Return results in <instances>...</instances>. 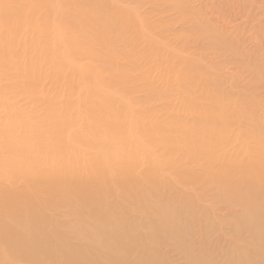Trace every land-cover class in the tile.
Listing matches in <instances>:
<instances>
[{
  "label": "rangeland",
  "instance_id": "374dc122",
  "mask_svg": "<svg viewBox=\"0 0 264 264\" xmlns=\"http://www.w3.org/2000/svg\"><path fill=\"white\" fill-rule=\"evenodd\" d=\"M5 1L7 2L2 0L0 3L3 4L4 2V4L6 3L5 6L9 4L12 6V4L8 2L10 0ZM27 1L33 2L32 0ZM83 1L85 0H59L60 5L57 6L56 9L62 11L59 16H54V18H56L55 20L57 22L60 21V23H63L68 28L67 31L69 30V33L66 31L67 34H65L64 43L67 42L73 46L74 41V43H84V45L95 47V49H104L103 35L110 33L109 35L113 39L112 44L114 45V50L119 52H115L111 54V56L116 58V55H121V58H117L119 67L126 70L129 69L128 73L135 78L134 80L132 79L134 81L132 86L135 88H137L139 84L143 85V82L141 83L138 80L139 78H144L142 77L144 76L142 73L143 66L145 70L149 68L148 70L152 75L148 73L151 84L153 83L157 88L159 87L160 75L151 68L153 65L151 61H153L152 59L154 57H156L157 60L156 66L158 64V66L162 65L163 67V64L167 63L163 68L168 66H173L174 68L177 65L176 68L171 69L174 70V73L171 71V81H173V83L175 81L181 84L187 83L188 77L184 78L186 77L184 76V71L191 72L190 65H192L193 74H189L192 79L189 78L190 80H188V84L185 86L189 89L183 90L175 87V85L173 86L174 91L173 89L171 91V96L166 97L167 99L170 98V103H167L168 107L174 111L169 119H179L182 122L184 116L185 118L188 117L183 119L184 125H186L185 123L191 124L190 120L194 118V116H189L192 112H194V114L192 113L193 115L199 114L200 116H205L207 114L209 116L215 115L217 108L211 110V107L214 108L216 102L214 100L215 103L212 104V98H219L221 100V105L224 107L222 112L220 110V113L224 115L223 117L228 122L225 127L222 125L223 134L225 128L231 127L232 134L233 136L234 134L237 136L238 144H240L242 151L240 152L239 158H234L233 154L229 152L216 155L217 153L213 151L211 153L209 151L210 155H214L215 157L212 161H215V164L221 166V169L216 170L218 175L216 176V174L212 172L213 169L208 170L206 163L210 162L206 161L203 155L207 154L206 151L189 154L185 152L182 156L181 152H179L176 158L174 153L173 156H171L169 151L164 150L162 142L157 149V151H163L157 155V164L160 163L162 165L160 167L162 174H159L161 178L156 181L155 184L144 186L141 196L139 192L140 184L136 182H127L124 187L118 188L117 186L110 191L111 193L109 192V196L112 195V198L111 200L109 199L107 205L120 206L117 210L112 208L113 215H111L112 209H109V207L106 208V205L102 203L103 200L101 199L107 197V194L104 193H100L105 195H101V198L98 196V192L97 194L91 195L88 200L89 202L86 201L89 203L86 207L84 204H79L78 206L80 207L77 208L75 203L78 199L75 200L74 203L66 202V200L62 202L60 200V193L57 192L62 191L63 194L68 195V191L65 192V190L62 189H52L48 186L49 184H45L46 186L44 188L38 189L37 178L41 167L38 165L41 164L43 166L42 163L45 162L46 155L50 153L47 135L51 136L52 133H56L53 131L58 132V128L61 127H53L51 121L49 124L46 123L45 116L48 115V113L46 114L47 109L44 103L32 101L22 102L24 107L21 108L20 105L17 106L16 109H22L25 113L24 128L27 126L26 134L28 132L29 136L28 138L27 136L26 138L24 137V146L22 149H19L18 158L24 155H36L38 151L36 159L41 161L36 162L33 166L30 163H22V157L12 161L13 168L16 170L15 180L16 182L18 181V183H16L18 187L16 188L17 190L13 198H10V201H5L0 198V264H62L60 257L69 251H84L91 257V264L95 263L96 255L98 256L96 264H100L102 258L108 256L112 252L114 253L113 258L122 259L123 262L125 261L124 264H264V156L262 155L264 152V0H89L91 2H85L87 3V7L85 6L86 8L84 7ZM182 1H184V3H189L188 13L190 11V15H188V13L185 14L184 16L187 15L186 17H188L186 19L180 18L181 16L183 17V15L181 11L177 9L178 6H175L177 4H184ZM43 2L46 3H44V5L47 7V0L42 1V4ZM114 6L120 9L117 10L115 8V18H113V25H111L109 18L112 11L110 13L108 10L110 7ZM128 8H130V10ZM148 8L149 10H146ZM3 9H5L4 5L0 4V17L2 18L3 16L1 15H6L8 19L12 18L11 15L2 14ZM132 9H134L133 11L135 12L131 11ZM127 10L128 12L126 13ZM75 12H77L76 15ZM52 15L53 14L49 16L53 17ZM81 16L85 18L82 22L80 21L82 20ZM86 16L90 19L87 20ZM121 16L127 23L121 21L122 23L120 24V22H118ZM152 16L153 18H151ZM75 17L78 18V21L76 20L77 18L74 19ZM94 17H98V19L101 18L102 24L105 26L107 25L105 28L107 30L104 29L106 32L104 31L102 35H100V33L98 34L96 29L93 30ZM137 17L140 22L141 19H143V24L138 23L140 27H137V24L135 25V22H139L135 19ZM164 17L166 18L165 20ZM73 19L77 22H73ZM120 19L123 20L122 18ZM90 22H92V25ZM80 23L82 26H80ZM71 24L73 27L70 26ZM99 24H101L100 21ZM108 24H110L109 28ZM152 24L156 25H154V28L153 26L151 27L153 30L149 27ZM76 25L79 26L76 27ZM122 25L125 26L122 27ZM157 26L159 27L157 28ZM125 27H127L128 30H125ZM79 28L81 31L84 29V32L93 30L92 36L94 37L92 42H94V39L95 42H91V44L85 41L83 39V33H78L80 31ZM139 28L143 31L147 30L148 34L145 32L139 33ZM162 33L164 36L161 35ZM165 33H168V36ZM133 34L134 39H132ZM136 34L139 35V37ZM3 36L4 35L0 36V45L3 43ZM114 36H117L118 40ZM162 36L166 39L170 36L171 38L168 39L170 41L165 40V38L162 39ZM121 37L125 39V44L119 43ZM141 38L143 44H140L142 47L139 49V46L135 45V41L137 40L136 44H138ZM131 39L134 40V42H131ZM151 39L158 42L161 46L156 51L155 55H151L149 52L153 50L150 47V43L153 41ZM57 40V38L54 39L53 43L58 47H56V51L51 52L54 56L50 54V59H46L47 61L45 64L47 65L49 62H54L55 59L59 61V57L63 59L62 55L64 53V48L59 46L60 42ZM159 41H163L164 44L162 45ZM116 42L123 46L117 45L118 47H116ZM129 42L131 43L130 46L127 45L124 47V45ZM72 46L69 47V45H67V53L73 52ZM127 48H129L130 54L134 56V58L132 57V59H134L132 60L133 63H128L131 61V56H129V52L126 50ZM120 49L124 50L126 53L124 52L125 54H122ZM148 49L149 51H146ZM60 50L63 51L60 52L61 54L59 56V54L57 55V51ZM173 51H175V53H172V55L169 54ZM146 52L148 53L146 54ZM127 54L128 56H125ZM64 56L66 57V54ZM124 56L126 58H124ZM28 59H30V57H28ZM62 59L61 61H63ZM76 59L79 60V56ZM144 59H148L145 64H143ZM120 60H122V62ZM125 60L126 62H124ZM61 61H59V63ZM55 62L54 66H57L58 64ZM134 62H137L138 65ZM141 63L143 65H141ZM45 64L43 63L44 66ZM121 64L127 68L123 67ZM146 64H149V66ZM47 65L40 69L39 63L35 71H39L42 74L43 70L45 72L49 70L47 69ZM178 66L182 68H178ZM135 70L137 72H135ZM175 73L177 76H175ZM207 78H211L212 80H208ZM193 79L195 84L192 82ZM198 80L199 82H197ZM204 80L207 82H204ZM189 81H191L190 84L193 83V86L189 84ZM84 83L88 84L89 82L85 80ZM200 84L202 85L201 88ZM130 87L131 85L128 86V88ZM161 87L163 88V86ZM157 88L156 90L160 87ZM162 88H160L161 90L159 89L161 92L159 91L158 93H163L160 94V96L157 93L158 96H169L170 94L168 95L166 90ZM190 88H193V90H190ZM186 90L194 91L193 93L191 92V97V93H185ZM103 91H105V94L98 93V95L96 93L98 99L96 103L99 105L101 102L100 99L107 95L109 89L106 87ZM136 92L138 91H134L133 88L126 93H122L135 106L139 104V109H144L146 113H150L149 115L157 116L159 121H163L165 119V106L162 108L163 106L159 104L160 102H157L156 99L159 97L155 98L156 102L153 101V97H156L157 94L155 96L148 92L144 94ZM57 93L58 92H54L53 96H57ZM3 94L4 92H2L1 96ZM114 94L117 95L116 92L113 93L111 91L108 93V97L114 99L116 97ZM145 94H147L148 97L152 95V98L150 97L152 100ZM198 96L201 100L197 98ZM181 97L195 102L196 104H193L194 108L192 109L190 107V109H185V104L187 103L181 101ZM2 98L3 101L7 100L6 97ZM122 98L120 97L119 99L123 100ZM35 99H37V97ZM158 104L161 107L158 106ZM182 104L184 105L182 106ZM211 104L212 106H209ZM55 105L56 108L50 112L48 117L56 119L59 116L61 117L63 113L64 115L68 114L69 108L67 106L64 107L62 102H57ZM99 105H97L96 110L101 108ZM112 105L113 104H111V108L115 112L112 109L110 111L114 113H116V110H118L119 113L123 112L121 104L120 106L118 103ZM150 105H152V107ZM109 108L110 106L104 109L106 111L105 115H102V118L104 117V121H107V124L104 123V121L103 123L105 125L99 124L101 131L108 132L111 129L113 132L114 129L119 127L116 126L112 120H108V116H110ZM213 110H215V113ZM39 111L42 113H39ZM159 112L163 113L160 114ZM176 112L178 114H176ZM225 112L227 113L225 114ZM134 117H138V114ZM160 117H162V119ZM227 117H229V119H227ZM81 119L82 122L80 121ZM86 121L89 120L82 117V115H74L73 124H71V127H74L76 130L72 136L73 145L69 144L70 139H68L69 142H62L60 148L56 150L62 154L56 155V161H65L68 159L71 155L68 157L66 151L69 149L72 150L70 153L73 156L77 155L73 159H79V153L84 149L90 150L89 147L91 145H93V149L95 150L93 151L94 155L97 156V147L100 144V140L96 138H100V131L93 132L94 130L89 131L88 128L86 129L84 124ZM193 122L194 121H192V124ZM40 125L44 126L41 127ZM197 128L199 127L197 126ZM84 130L87 131V135ZM13 134L16 133L14 132ZM92 134V142H82V138L88 139ZM104 134L107 135L105 132ZM21 136L22 134L20 135V139ZM172 136H174V132ZM219 137L220 134H217V139H213L214 143H212L213 141H211L209 137L207 138L210 141L202 137L199 143L202 145L205 144V148L202 146L201 148L198 147V149L206 150L208 144L211 143L215 151L216 146L219 145L221 140ZM104 138L102 137L103 140ZM7 139L10 140L11 136L7 135L6 140ZM259 139L262 141L261 146L257 143ZM109 141L112 142L111 139ZM179 141L183 142V140ZM203 141H206V143L203 144ZM28 142L30 146L33 147V150L29 149L28 146L25 148V143L28 144ZM224 142L225 147L228 149L231 147L230 144H233L229 138L225 139ZM62 146H64L65 149ZM113 148H115L114 145L110 147V149H107V151L110 153ZM200 155L204 157H200ZM8 157H10V154ZM4 159L5 158H3V160ZM95 159V162H97V158ZM110 159L112 158L108 157L106 160L101 161L105 164L110 161ZM168 161L171 162H169L171 165H169L170 167H165L164 164L166 163L167 165ZM95 162L94 167L100 163ZM203 162L204 165H202ZM181 164H183V166H181ZM199 166L202 170H197ZM205 166L206 168H204ZM184 167L187 169L188 167L191 168V171H194L196 168V172H204H201L202 174L198 173L197 177L195 176L196 178L194 177V179L185 180L181 179ZM1 170L2 167H0V177L2 176ZM2 179H5V177ZM6 183L10 182L7 181L5 184ZM26 188H28L27 191L29 194L24 193ZM157 192H159V195H157ZM46 193L47 195L45 198L47 205L43 210V214L41 212V215L38 216L37 203L31 205V202L34 198H37V196L41 199ZM90 203H92V205ZM74 206L77 209H75ZM80 211L84 213L91 211V215L97 217L89 224L87 213L85 217L81 215L82 219L79 220L77 213ZM11 218L13 222L10 221ZM2 219H4V222ZM87 225H90V229H85ZM121 239L125 242L124 245H122ZM30 250H32L31 258L20 261L19 251L29 253ZM49 250H52L51 255H46V251L48 252ZM17 252L18 257L16 255ZM76 264H80V262ZM85 264H90L87 256ZM113 264L118 263L113 262Z\"/></svg>",
  "mask_w": 264,
  "mask_h": 264
},
{
  "label": "bare ground",
  "instance_id": "6f19581e",
  "mask_svg": "<svg viewBox=\"0 0 264 264\" xmlns=\"http://www.w3.org/2000/svg\"><path fill=\"white\" fill-rule=\"evenodd\" d=\"M32 1L33 2H28L27 0H13V1L10 0V1H8L12 4V6L10 4L5 6L6 3L4 4V2H7L5 0H4L3 4L0 3L1 5H4V7H5V9H3L2 14L5 13V14H8L9 16L11 15V17H12L9 19L6 15L5 16L1 15L3 17L2 18L0 17L1 18L0 19V36L4 35L2 37V38H4L3 43L0 45V167H2V170H1L2 176L0 177V198L1 199L5 200V201H10V198L11 199L13 198V195L17 190L16 188L18 187L16 184V183H18V181L16 182V180H15L16 170H15V168H13L12 161H14V160H16V158H18V156H19L18 152H20L19 149L23 148L24 137L26 138V136H27V138H28V136H29L28 132L26 134L27 126L24 128V120H25L24 114L25 113L22 109H19V108L16 109V107L20 106V105H21V108L24 107L22 102L32 101V102H37V103H40V102L44 103V105L47 109L46 114L48 113V115L45 116L46 117V123L49 124L51 121V123H53V127L54 126L56 128H58V126L61 127V128H58L59 129L58 132L53 131L56 133H52L51 136L47 135V140L49 143L48 148L50 150V153L46 155L45 162L42 163L43 166L41 164L38 165V166H41L40 170H39V175L37 178L38 189L44 188L46 186L45 184H49L48 186L52 189H56V190L62 189V190H65V192L68 191V195L63 194L62 191L57 192V193H60V196H59L60 200L62 202L66 200V202L68 201L69 203H74L75 200L78 199V201L75 203L77 205V208L80 207V206H78L79 204L80 205L84 204V206L86 207V205L89 204L87 202H89L88 200L90 199L91 195L97 194V192H98V194H99L98 196L100 198H101V195L107 194V197H104L101 199V200H103L102 203L106 205L105 206L106 208L109 207V209L114 208L117 210V208H119L120 206H115V205H112V206L109 205L108 206L107 205L109 199L111 200V198H112V195H110L111 197L109 196V194L111 193L110 191L112 189L116 188L117 186H118V188L124 187L127 182L128 183L129 182H136V183L140 184V191L139 192H140V196H141L144 186H147L149 184H155L156 181L160 180V178H161V177H159V174H162V170L160 169V167L162 165L160 163L157 164V159H158L157 155L163 151L162 150L157 151V149L159 148L158 146L162 142H163L164 150L169 151L171 156H173V153H174V156L176 158L178 157L177 154L179 152H181V156H182V154L185 152H187L189 154V153H195V152L200 153V152L206 151L207 154H203V155L205 156L206 161L210 162V163L207 162L206 165L208 167V170L213 169L212 172L215 173L216 176H218L216 170L221 169V166L219 164H215L216 163L215 161H212L215 159V157H214V155L211 156L210 152L212 153V151H213V152L217 153L216 155H220L221 153L229 152V153L233 154L234 158L240 157V152L242 151V149L240 148V144H238L237 136H235V134H234L235 137L233 136L232 131H231V127L225 128L224 134H223L222 125L225 127V125H227L228 122L223 117L224 115H221V113H220V110L222 112V109L224 107H223V105H221V100L219 98H215V97L212 98V101H213L212 104H214L216 102L215 106L213 105L214 108L211 107V110L217 108L215 115L212 113L213 114L212 116H209L208 114L205 116H200L199 114L193 115L194 112H192L193 114L191 113V115H189V116L190 117L194 116V118H192V120H190V117H189L191 124L185 123L186 125H184V122H183V119L185 118V116L182 119V122L179 119H175V120L169 119L174 111L168 107L167 103H170V101H169L170 98L167 99L166 97L171 96V91L173 89V86H175V85H176L175 87L183 89V90L188 88V87L186 88L185 86H187L188 80L192 79V78H190V75L193 72V66L192 65H190L191 72H189V71L185 72L184 71V76H186L184 78L188 77L187 83L181 84V83L176 82V81L173 83V81H171V77H172L171 71L174 73V70H171L173 68V66L172 67L168 66V67L163 68L165 65H167V63H166V64H163V67H162V65L158 66V64H157V66H158L157 67L156 66L157 60H156V57H154L152 59L154 62L151 61V63L153 64L151 66V68H153L158 73V75H160L161 79L159 78V82H160V85L163 86V88L160 85H159V87L162 88L163 90L165 89L166 93H168V95L169 94L170 95L169 96L164 95L165 98L162 95H161V97H159L160 94H162L163 92L158 93L161 89L158 87L160 89L159 90L153 83L151 84L150 77L148 76L150 74V72L148 70L149 68L147 67L148 69L145 70L144 66H143L144 72L142 71V73L144 75L142 77H144V78L138 79L141 83L143 82V85L139 84L138 87L135 88L132 86V83L134 82L133 80L135 78H133V76L130 73H128L129 69L126 70V69H123L122 67L121 68L119 67L118 59L121 58V55L120 54L116 55L117 56L116 58H113L111 56V54H114L115 52H117V50H114V47H113L114 45L112 44L113 39L109 35L110 33L109 34L106 33V35H103V39H104L103 44L105 45L104 49L103 48L102 49H98V48L95 49V47L93 48V47H90L88 45H84V43L83 44H81V43L77 44V43H74V41H73V44H74L73 46L71 44H68L67 42L64 43L65 34H67L66 31L68 28L63 23H60V21L57 22L55 20L56 18H54V16H59L60 12L62 11V10L60 11V9L59 10L56 9L57 6L60 5L59 0L58 1L47 0V2H48L47 7L44 5L45 2H43V4H42V1H44V0H39V2H38V0H32ZM86 1L88 3L91 2L89 0L83 1L84 7L85 6L87 7V5H86L87 3H85ZM113 1H115V0H113ZM0 2H2V0ZM182 2L184 3V1H182ZM101 3H103V2H101ZM115 4H116V2H115ZM117 4H119V3H117ZM79 5H81V4H79ZM162 5H164V4H162ZM115 6L110 7V9L108 10V12H110V13L112 11V14L109 18L111 25H113V18H115L114 17V11L116 9L117 10L120 9V8H116ZM151 6H155V5H151ZM175 6L176 7L178 6L177 9L179 11H181V14L183 15V17L182 16L180 17L181 19L182 18L183 19L188 18V17H186L187 15L184 16L185 14L188 13V10H189L188 9V6H189L188 2H185L182 5L177 4ZM157 7H159V6H157ZM160 8H162V7H160ZM166 8H168V7H166ZM79 9H81V8H79ZM126 9H127V7H126ZM128 9L130 10V8H128ZM133 10L134 9H132L131 11H133ZM146 10H149V8ZM74 11H76V10H74ZM157 11H159V10H157ZM169 11H170V9H169ZM127 12H128V10L126 11V13ZM133 12H135V11H133ZM76 13L77 12H75V15H76ZM120 13H121V11H120ZM154 13H156V12H154ZM189 13H190V11H189ZM189 13H188V15H190ZM51 14H53L52 15L53 17H50ZM42 15H43V17H42ZM116 15H117V13H116ZM168 15H172V14H168ZM128 16H130V15H128ZM146 16H147V14H146ZM159 17H161V16H159ZM76 18L77 17H75L74 19H76ZM120 18L123 19V17L122 16L119 17L120 21H118V22H120V24L122 23L121 21H124V23L126 22L124 19L121 20ZM151 18H153V16ZM74 19H73V22L75 21ZM81 19L82 20H80V21L82 22L85 18H82V16H81ZM89 19L90 18L87 17V20H89ZM97 19H98V17L95 18V21L93 23V28H94L93 30L96 29V32L98 34L100 33V35H102V33L105 30H107V29H105L107 25L105 26L102 24L103 22H102V20H100L101 18H99L98 20ZM116 19H117V16H116ZM135 19H137V21H139L137 23L135 22V25L137 24L136 26L140 27L138 25V23L143 24L142 23L143 19H141V22H140L138 17ZM165 19L166 18L164 17V20ZM76 20L78 21V18ZM162 20H163V18H162ZM77 21H75V22H77ZM99 21L101 24H99ZM90 23L92 25V22H90ZM72 24L70 25L71 27H73ZM156 24H158V23H156ZM154 25L155 24H152L149 27L151 28L153 26V28H154ZM77 26H79V25H76V27ZM80 26H82L81 23H80ZM123 26H125V25H122V27ZM7 27H9V28H7ZM83 27H84V25H83ZM83 27H81V28H83ZM109 27H110V24H108V28ZM111 27H113V26H111ZM116 27H117V25H116ZM158 27L159 26H157V28ZM88 28H89V24H88ZM141 28H139V33L145 32L148 34L147 30H146L147 31L146 32V31L141 30ZM126 29L128 30L127 27H125V30ZM93 30H91V31L88 30V31L84 32V29H82V31L80 29L81 32L79 30H77V31H79L78 32L79 34L83 33V39L85 41L91 43L93 41V37H94V36H92ZM151 30H153V29L151 28ZM77 31H76V33H77ZM67 32L69 33V30ZM108 32H109V29H108ZM127 32H129V31H127ZM152 32H154V31H152ZM161 35L164 36L163 33ZM137 36L139 37V35H137ZM163 36H162V39L165 38ZM114 37L117 38V36H114ZM156 37H158V36H156ZM56 38L60 42L59 43L60 45L59 44L58 45L61 48L62 47L64 48L63 49L64 53L62 55L63 59L61 58L63 61H61V59L59 57V61H61L60 63H59V61H56V59H55L56 62L54 61L56 64H58L57 66H54L55 65L54 62H49L48 63L49 66H48L47 64H45L47 61L46 59L49 58L50 54H52L54 56V54L51 52L56 51V49H57L56 47H58V46H55L53 43L54 39H56ZM170 38L171 37L169 36L168 39H170ZM174 38H175V36H174ZM176 38H179V37H176ZM127 39H128V37H127ZM132 39H134V34H133ZM132 39H131V42L132 41L134 42V40H132ZM168 39L165 38V40H168ZM117 40H118V38H117ZM151 40H153V39H151ZM136 41H135V45L139 46V49H140L142 47V46H140V44H143V40L141 38V41L138 44H136ZM168 41H170V40H168ZM173 41H171V42H173ZM94 42H95V39H94ZM94 42H92V43H94ZM159 42H161L162 45L164 44L163 41H159ZM119 43L125 44V39L123 37H121L119 40ZM119 43L116 42V47H118L117 45H119ZM149 43H150V41H149ZM130 44L131 43L129 42L128 44L124 45V47L127 45L130 46ZM67 45H69V47L72 46L73 52L67 53V51H68ZM119 46H123V45H119ZM150 47L153 50L149 51V49H148L146 51H149L151 55H153V54L155 55L156 51L161 46L158 44V42L153 40L150 43ZM128 49L129 48L126 49L129 52V53L128 52L127 53L129 54V56H131V61L129 59L130 62H128V63H131L132 60H134V59H132V57L134 58V56H132L133 54H130V51ZM171 50H172V48H171ZM62 51L61 50L57 51V55L59 54V56H60V54H61L60 52H62ZM124 52H125L124 50H121L122 54ZM117 53H119V52H117ZM147 53L148 52H146V54ZM172 53H175V51H173L169 54L172 55ZM65 54H66V57L64 56ZM128 54L125 56H128ZM78 56L80 58L79 60L76 59ZM125 56H124V58H126ZM28 57H30V59H28ZM50 57H51V55H50ZM137 57H138V55H137ZM139 57H141V56H139ZM191 58H193V57H191ZM188 59H190V58H188ZM126 60L124 62H126ZM146 60H148V59H146ZM146 60L144 59L143 64H145ZM120 61L122 62V60H120ZM137 62H134V63L136 64ZM159 62H161V61H159ZM170 62H173V61H170ZM185 62H186V60H185ZM185 62H183V63H185ZM39 63H40V69H42V67L44 68L47 65V67H48L47 69H49V70L46 72L43 70L42 74L39 71L36 72L35 69L38 67L37 65H39ZM43 63L45 64V66L43 65ZM143 64L141 63V65H143ZM176 64H177V62H176ZM121 65L123 67L127 68L123 64H121ZM126 65H128V64H126ZM137 65H138V63H137ZM139 65H140V63H139ZM146 65L149 66V64H146ZM176 66L174 68H176ZM178 68H182V67L178 66ZM135 72H137V71L135 70ZM140 74H141V72H140ZM175 76H177L176 73H175ZM197 77L200 78L199 76H197ZM210 77H212V76H210ZM85 80H88L89 83L88 84L84 83ZM208 80H212V79L210 78ZM136 81H137V79H136ZM178 81H181V80H178ZM190 82L191 81H189V84H190ZM192 82L193 83L195 82L194 79ZM197 82H199V80ZM204 82H207V81L204 80ZM137 83H138V81H137ZM192 84H190V85H192ZM216 84H217V82H216ZM130 85H131V87L128 88V86H130ZM134 86H135V84H134ZM201 86L202 85L200 84V88H201ZM106 87L109 89V91H107V95L103 96L100 99L101 102L99 105L96 103L98 100L96 93L97 94L98 93L99 94L104 93L105 91H103V90ZM189 87H191V86H189ZM133 88H134V91L135 90L138 91L136 93H141V94L143 93L144 94V93L148 92V93L154 94L155 96L157 93L159 94V96L157 94L156 97H153V99H154L153 101L156 102V100H157V102H160L159 104H161L163 106L162 108H164V106H165V108H164V112H165L164 118L165 119L163 121H159V118H157V116L149 115L150 113L149 114H148V112L146 113V111L144 109H139L140 108V107L138 108L139 104L137 106H135L122 93V92L126 93ZM156 88L158 90H156ZM190 90H193V88L192 89L190 88ZM111 91L113 93L116 92V94H117V95L114 94V96H116L114 99H111L110 97H108V93ZM173 91H174V89H173ZM2 92H4V94L1 96ZM54 92H58L57 96H53ZM188 92L191 93L192 91H188V90L185 91V93H188ZM192 93L190 94V97H191ZM172 94H174V93H172ZM132 95H135V94H132ZM145 95H147V94H145ZM151 96L148 97V95H147L148 98H150ZM2 97H6L7 100L3 101ZM36 97H37V99H35ZM120 97L121 98L123 97L122 98L123 100L119 99ZM155 98H158V99L155 100ZM197 98H199L201 100V98L199 96ZM180 100L183 101L184 103H187V104H185V106H186L185 109L186 108L190 109V107L192 109L194 108L193 104L195 102H192V100H190V99L186 100L185 98L183 99L182 97L180 98ZM214 100H215V102H214ZM57 102L58 103L62 102L64 104V107L67 106L69 108L68 114L64 115V113H63L61 117L59 116L56 119H51L48 116L50 115V112H52L56 108L55 104ZM197 102H198V100H197ZM86 103H87V105H86ZM115 103H118L119 106L121 104V106L123 108L122 113H119L118 110H116V113H114L115 111L111 108V104L115 105ZM231 103H233V102H231ZM83 104H85V105H83ZM159 104H158V106H160ZM212 104L209 106H212ZM97 105H99L101 107V108H99V110H96ZM178 105H180V104H178ZM183 105L184 104H182V106ZM108 106H110V108H109L110 116H108V120L109 121L112 120V122L115 123L116 126H119L118 128L114 129L113 132L111 129L108 132L103 131V130L101 131L100 127H99L100 123L103 125L104 123L107 122V121L106 122L104 121V117L102 118V115H105L106 110H104V109L107 108ZM150 106L152 107V105H150ZM154 106H155V104H154ZM166 106L168 109L166 108ZM12 109H14V110H12ZM18 109H19V112H18ZM111 109L114 112L110 111ZM198 109H199V107H198ZM138 110H140V111H138ZM153 110H154V108H153ZM213 111L215 113V110H213ZM40 112L41 111H39V113ZM43 113H44V111H43ZM159 113L162 114L163 112H159ZM226 113L227 112H225V114ZM77 114H79V116L82 115V117L89 120V121H86L84 123L86 129L88 128L89 131L94 130L93 132L100 131L99 132L100 138H96V139L100 140V142H99L100 144L97 147L99 150V151L97 150L98 154H97V156L94 155L93 151H95V150L93 149V145H91L92 147L91 146L89 147L90 150H87V149L83 150L82 149L83 151H81L79 153V159H75L76 162L73 158L77 155L73 156L70 153L72 151L70 149L68 151H66L68 157L71 155L68 159H66L65 161H63V160L62 161H59V160L56 161L55 160L56 155L62 154V153H59V151H56L57 149L60 148V146H61L60 144H62V142H65V141L67 142L68 139H70V142L69 141L68 142H69V144L73 145L72 136L74 135L76 130L74 129V127H71V124H73L72 122L74 120V115H77ZM137 114H138V117H134ZM176 114H178V113L176 112ZM204 114H206V113H204ZM42 118H44V117H42ZM160 118L162 119V117H160ZM173 118H177V117H173ZM179 118L181 119L180 116H179ZM186 118H188V117H186ZM227 119H229V117H227ZM80 121L82 122V119ZM103 121H104V123H103ZM192 121H194L193 124H192ZM42 126H44V125H42ZM197 126L199 128H197ZM45 129H46V127H45ZM14 132L16 134H13ZM86 132L87 131H85V134H86ZM104 132L108 136L105 135ZM173 132H174V136H172ZM30 133H31V131H30ZM21 134H22V136H21L22 141L20 139ZM93 134H92V136H89L88 139L82 138V142H84V141H87V143L92 142ZM217 134H220L219 138L221 140L218 138L220 140V142L218 140L219 145H217L216 148L214 147L215 151L213 149V146H211L212 145L211 143L208 144L206 150H204V149L199 150L198 149V147H200V148L202 146L204 147V145H205L204 143H206V141L205 142L203 141L204 145L199 143V142H201L200 140H202V137H204V138L209 137V139L211 141H213L212 143H214L213 139H217L216 138ZM7 135L11 136V139H13V140H11V139L6 140ZM97 135H98V133H97ZM104 135H105V138H104ZM12 136H13V138H12ZM102 137L104 138V140L102 139ZM107 138H108V140H107ZM145 138H147V139H145ZM187 138H189V139H187ZM228 138L230 139L231 142H233V144L232 143L230 144L231 147L229 149L227 147H225V142H224V140L228 139ZM110 139L112 142L109 141ZM179 140H183V142L182 141L180 142ZM257 143L259 146H261L262 141H260V139H259L257 141ZM31 145H33V144H31ZM113 145L115 148L111 149V152L109 153L107 151V149H110V147H112ZM120 145H122V146H120ZM27 146L29 149L33 150V147L30 146L29 142H28V144L25 143V148H27ZM62 147L65 149L64 146H62ZM160 148H161V146H160ZM196 148H197V150H196ZM64 149H62V150H64ZM169 152H168V154H169ZM37 153H38V151L36 152V155H33V156H29V155L21 156L22 157V159H21L22 163H30L32 166L35 165L36 162L41 161L39 159H36V157L38 155ZM9 154H10V157H8ZM196 155H198V154H196ZM196 155H195V157H196ZM262 155L264 156V152L262 153ZM204 156L200 155V157H204ZM21 157H19L18 159H20ZM108 157L112 158V159H110V161H108L107 163L104 164L102 161L106 160ZM186 157H187V155H186ZM3 158H5V159L3 160ZM95 158H97V162H100L101 160L102 161L94 167V162L96 160ZM10 160H11V162H10ZM203 160H205V159H203ZM97 162H95V163H97ZM169 162L170 161H168L167 165L165 163L164 166L170 167L169 165H171V164H169ZM180 162H182V161H180ZM195 163H197V162H195ZM202 165H204V162L202 163ZM181 166H183V164H181ZM198 168L199 169H197V170H202V168H200V166ZM204 168H206V166ZM193 170H194V168H193ZM197 170L195 168L194 171H191V168L188 167V169H187L184 167V169L182 170L184 172L181 175V179H185V180H187V179L189 180L191 178L194 179L195 176L197 177L198 173L202 174L204 172V171L203 172L201 171L202 173L199 171L196 172ZM3 177H5V179H2ZM4 180L9 181L10 183L5 184V182H7V181H4ZM27 189L28 188H26L24 190V193L29 194ZM158 190H159V188H158ZM159 192H160V190H159ZM159 192H157V195H159ZM100 193H104V194H100ZM46 195H47V193L41 199H39V196H37V198H34V200L31 202V205H34L37 203L38 216L41 215V212L43 214V212H44L43 210H44L45 206L47 205L46 204L47 201L45 198ZM90 204L92 205V203H90ZM77 208L75 207V209H77ZM88 209H91V208H88ZM80 212L77 213L79 220L82 219V217H85V214L87 213L89 224L91 223V221H93L97 217L95 215H91V211H88L86 213H84V212L80 213ZM81 215H82V217H81ZM111 215H113V209L111 211ZM89 217H90V219H89ZM104 220H105V218H104ZM2 221L4 222V219H2ZM10 221L13 222L12 218L10 219ZM102 224H101V228H102ZM79 225L81 226L80 223H79ZM103 225H105V224H103ZM77 229H78V225H77ZM85 229H90V225H87V228H85ZM121 242H122V245H124L125 242L123 241V239H121ZM51 253H52V250H49L48 252L46 251V255H51ZM16 255L18 257V252ZM31 255H32V250H30L29 253H26L24 251H19V258H21L20 261L26 260L27 258H31ZM78 256H79V258H78ZM86 256L88 257L90 264H91V257L88 256L84 251L83 252L82 251H80V252L69 251V252L65 253L63 256H61L60 260L63 261V262L61 261L62 264H76L79 262H80V264H82V263L85 264ZM113 256H114V253L112 252L108 256L102 258V261L100 262V264H108V263L113 264V262L114 263L117 262L118 264L119 263L120 264L125 263V261L123 262L122 259L113 258ZM97 257L98 256L96 255V259H95L94 264H96L98 261ZM3 258H5V257H3Z\"/></svg>",
  "mask_w": 264,
  "mask_h": 264
}]
</instances>
